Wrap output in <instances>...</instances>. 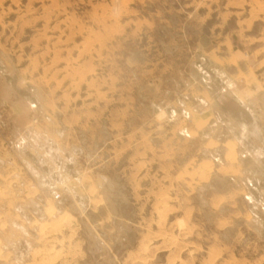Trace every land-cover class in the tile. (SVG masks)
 Segmentation results:
<instances>
[{
    "label": "rangeland",
    "instance_id": "374dc122",
    "mask_svg": "<svg viewBox=\"0 0 264 264\" xmlns=\"http://www.w3.org/2000/svg\"><path fill=\"white\" fill-rule=\"evenodd\" d=\"M202 58L264 76V0H0V264H264V147L196 182L173 135Z\"/></svg>",
    "mask_w": 264,
    "mask_h": 264
},
{
    "label": "crops",
    "instance_id": "0c3cea01",
    "mask_svg": "<svg viewBox=\"0 0 264 264\" xmlns=\"http://www.w3.org/2000/svg\"><path fill=\"white\" fill-rule=\"evenodd\" d=\"M234 52L233 57L235 55L240 57V54H234ZM206 56L212 58L217 55H213L211 51H208ZM206 56L203 57L205 60ZM233 57H230L231 60ZM203 58L193 64L195 75L192 76L193 80L191 82L193 83L194 81L196 84H192L193 90L190 93L196 100L199 98L205 100V113L196 114L189 124L183 121H175L172 125L173 135L178 139L176 143H182L183 155L189 154L190 159L187 162L196 164L195 167L188 169L189 173L197 175L196 182L198 180L203 181L202 177L199 178L202 172H206L205 175H207V171H202L204 163H210L208 165H210V171H213L211 172L212 174H218L222 171L227 176L234 177L236 173H240L247 179L248 176L246 175L248 170H250V164L253 161H257V156L264 145L255 143V145H252L254 148H250L251 144L249 146L247 142L238 136L236 137L234 131L239 129L250 133L253 129H264V96L262 95L264 93V76L251 73L242 77L233 76L225 81L226 85L222 87L221 92L215 91L211 89L212 76ZM224 95L226 97L228 95L242 107L246 119L235 118L233 113L223 111L220 97ZM175 106H177L176 100L165 110V114L169 116ZM211 121L216 126L213 136L211 134L208 135V124ZM218 132L222 133L215 135ZM220 134L225 135V140L219 137ZM221 145L224 147V159L219 165L216 166L214 162L216 159L199 157L204 150H210V152L218 155V149ZM178 173L176 176H178ZM212 174H208V178H211ZM242 194L246 199L250 200V194L247 189L243 188Z\"/></svg>",
    "mask_w": 264,
    "mask_h": 264
},
{
    "label": "built area",
    "instance_id": "2783aa9c",
    "mask_svg": "<svg viewBox=\"0 0 264 264\" xmlns=\"http://www.w3.org/2000/svg\"><path fill=\"white\" fill-rule=\"evenodd\" d=\"M205 108H206L205 100L202 98L197 99L196 105H195V107H193L194 112H196L197 114H204ZM181 114L184 115V119L186 121L191 122V120H192L191 116L192 115L190 114V112H188L187 109H182ZM51 195L53 196V198H56V199H58L61 196L60 192L58 190H55V189L51 191Z\"/></svg>",
    "mask_w": 264,
    "mask_h": 264
},
{
    "label": "bare ground",
    "instance_id": "6f19581e",
    "mask_svg": "<svg viewBox=\"0 0 264 264\" xmlns=\"http://www.w3.org/2000/svg\"><path fill=\"white\" fill-rule=\"evenodd\" d=\"M53 210V209H52ZM52 212V211H51Z\"/></svg>",
    "mask_w": 264,
    "mask_h": 264
}]
</instances>
